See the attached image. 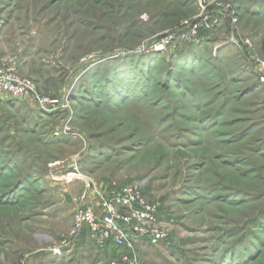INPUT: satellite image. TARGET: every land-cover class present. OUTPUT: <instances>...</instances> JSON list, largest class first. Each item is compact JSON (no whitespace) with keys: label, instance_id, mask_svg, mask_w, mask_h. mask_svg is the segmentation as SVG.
<instances>
[{"label":"rangeland","instance_id":"1","mask_svg":"<svg viewBox=\"0 0 264 264\" xmlns=\"http://www.w3.org/2000/svg\"><path fill=\"white\" fill-rule=\"evenodd\" d=\"M0 64V264H264V0H0ZM125 185L166 240L73 232Z\"/></svg>","mask_w":264,"mask_h":264},{"label":"built area","instance_id":"2","mask_svg":"<svg viewBox=\"0 0 264 264\" xmlns=\"http://www.w3.org/2000/svg\"><path fill=\"white\" fill-rule=\"evenodd\" d=\"M31 96L39 103H57L42 98L31 78L20 75L14 68L0 64V97ZM113 200L102 202L103 213L98 214L90 206L79 207L74 212L73 232L87 226L90 235L98 242L110 239L118 247L132 249L137 238L149 242L166 240L168 231L159 226L160 203L143 197L139 187L125 185ZM123 208V211L121 209ZM127 257L124 256L123 259Z\"/></svg>","mask_w":264,"mask_h":264}]
</instances>
